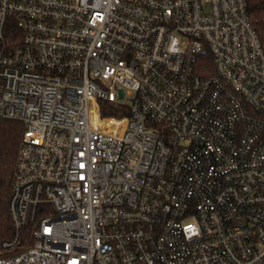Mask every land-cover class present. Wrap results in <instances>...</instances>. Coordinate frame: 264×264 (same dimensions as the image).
Wrapping results in <instances>:
<instances>
[{
    "label": "built area",
    "instance_id": "obj_1",
    "mask_svg": "<svg viewBox=\"0 0 264 264\" xmlns=\"http://www.w3.org/2000/svg\"><path fill=\"white\" fill-rule=\"evenodd\" d=\"M0 118L24 128L1 248L38 219L0 264H264L246 0H0Z\"/></svg>",
    "mask_w": 264,
    "mask_h": 264
},
{
    "label": "trees",
    "instance_id": "obj_2",
    "mask_svg": "<svg viewBox=\"0 0 264 264\" xmlns=\"http://www.w3.org/2000/svg\"><path fill=\"white\" fill-rule=\"evenodd\" d=\"M247 10L252 25L264 49V0H246ZM101 115L121 117L126 114V106L123 110L114 109V105L101 102ZM23 125L17 120L0 118V257H9L18 254L32 243V232L36 228L37 217L22 227L19 234L20 245L13 251H5L1 248L3 241L10 240L15 235L14 226L10 220L8 202L15 177L16 164L19 149L22 142ZM39 218V216H38Z\"/></svg>",
    "mask_w": 264,
    "mask_h": 264
}]
</instances>
